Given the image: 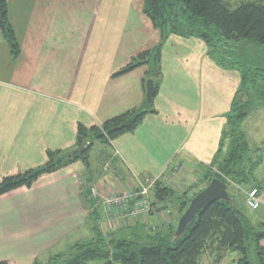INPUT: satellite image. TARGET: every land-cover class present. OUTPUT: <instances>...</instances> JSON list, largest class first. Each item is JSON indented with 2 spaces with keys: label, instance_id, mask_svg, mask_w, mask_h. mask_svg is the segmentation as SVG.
<instances>
[{
  "label": "crops",
  "instance_id": "obj_1",
  "mask_svg": "<svg viewBox=\"0 0 264 264\" xmlns=\"http://www.w3.org/2000/svg\"><path fill=\"white\" fill-rule=\"evenodd\" d=\"M7 2L20 53L12 55L0 29V182L43 165L50 149L73 150L79 123L101 125L137 108L155 112L134 131L105 143L111 154L101 168L92 169L90 158L77 160L31 187L1 194L0 260L46 264L69 254L83 236L93 239L97 223L108 235L175 224L179 211L177 217L165 202L157 203L154 214L106 223L92 188L115 193L120 188H112L120 183L162 177L177 164L201 174L198 183L206 180L244 63L223 58L220 65L223 56L212 57L201 39L172 34L162 46L158 76H152L151 62L119 73L162 41L143 0ZM149 79L156 85L152 101L147 99ZM262 163L256 177L262 200L258 224L264 223ZM190 177L187 173L185 179ZM63 243L72 245L56 253ZM261 243L264 247V239Z\"/></svg>",
  "mask_w": 264,
  "mask_h": 264
},
{
  "label": "trees",
  "instance_id": "obj_2",
  "mask_svg": "<svg viewBox=\"0 0 264 264\" xmlns=\"http://www.w3.org/2000/svg\"><path fill=\"white\" fill-rule=\"evenodd\" d=\"M143 1L144 12L162 32V41L152 49L138 54L119 73L151 62L152 76H158L162 46L172 34L202 39L212 57L218 56L216 51L223 45L243 40L256 42L264 47V0L242 1L235 6L227 0ZM0 29L12 55L17 57L20 45L9 19L7 0H0ZM223 58L225 57L218 59L220 65H224ZM244 66H241L240 90L238 89L227 114L219 151L211 163L213 168L218 167L219 172H210L209 183L213 178H219L229 186L228 177L239 175V164L250 150L247 135L241 128L248 115L249 105L243 103L239 95L250 73L247 68L243 69ZM150 112L155 110L137 108L113 116L101 125L87 127L79 123L73 150L50 149L47 151L48 160L43 165L4 177L0 182V195L19 187H31L39 178L77 160L87 163L88 152L95 139L111 143L114 138L134 131ZM226 142H229V149L226 157L221 159L219 152L224 149ZM75 150L78 152L75 153ZM152 193L154 207L157 203H166L175 197V190L170 186H157ZM197 193L191 197L185 195L186 198L177 202L180 213L177 223ZM229 196L227 201L216 200L208 207L200 209L180 236L176 235L177 223L165 230L150 229L145 233L131 231L128 235L132 238L124 236L125 233L108 235L97 223L94 225L95 235L92 240L76 243L69 254L57 255L46 264H86L97 258L104 260V264H199L208 250L240 251L242 256L239 264H251L248 254L250 250H255L259 264H264V247L261 243L264 239V223H250L248 216L233 204L232 197L230 194ZM222 257L219 254L217 260ZM0 264L9 263L0 260Z\"/></svg>",
  "mask_w": 264,
  "mask_h": 264
},
{
  "label": "rangeland",
  "instance_id": "obj_3",
  "mask_svg": "<svg viewBox=\"0 0 264 264\" xmlns=\"http://www.w3.org/2000/svg\"><path fill=\"white\" fill-rule=\"evenodd\" d=\"M227 1L235 6L240 4L242 1H247V0H227ZM142 7L144 10V1ZM171 36L172 35L168 36V39H170L169 41H171ZM185 37L187 38L190 36H184V38ZM166 41L167 39L165 40V42ZM229 44L231 46H222L221 49H218L216 51V53L219 56L225 57L227 60H236L238 62H243L245 65L243 69L247 68V71L250 70V73L248 72L249 78L245 83V87H243L242 91H240L239 94L240 100L243 103L246 102L249 104L247 106L248 115L243 120L242 123H244V121L247 119L248 122L245 123L244 127H242L241 125V128L242 130L245 131L247 135L250 144V150L244 155L242 162L239 164L238 167L239 175L235 177H228L229 180L228 193L232 197L233 204L248 216L250 223L254 225H258V222H260V218H259L260 209L259 208L251 209L246 204V193L249 189L253 187H258V188L260 187L256 180L258 174L257 169H258V163L264 160V70H262V67H264L263 65L264 47L256 42H250L244 40ZM254 60L256 61V63L253 62ZM228 145L229 142H226L224 149L221 151L222 153L220 154L221 159L226 157L227 151L229 149ZM76 151L77 150H75V152ZM88 153H89L88 157L91 159L90 161H91L92 169L93 168L99 169V167L100 168L102 167L103 158L106 155L111 154V149L105 145V142L95 139ZM173 167H177L174 178L171 181H168V183H165L164 181L162 183L161 181H159L156 185H154V187L151 190H149V195L151 196V193L154 191V189L157 186L172 187L175 190V197L172 200H167L166 204L169 205L174 212H176L175 214L178 217L179 204L177 202L186 198V196L191 197L194 193L199 192L201 189L205 188L209 184L211 173H209L208 178L206 176L207 178L206 180H203L201 183H198L199 179L202 176L201 174L194 172L193 169H191L188 166L184 167L180 164H177L174 165ZM261 167H262L261 174H263L264 176V163H262ZM197 169H201V168L197 167ZM107 170L106 172L109 173ZM213 170L219 172L218 167L216 169L214 168ZM211 171L212 169H209V172ZM168 173L169 172L166 173L167 176L169 175ZM187 173L188 175L191 176L190 178H187L188 180L185 179ZM167 176L165 178H167ZM181 178H182V182H180ZM139 180H141L142 182L144 181L143 177H137V179L129 180L126 185H124L125 183H120V184L118 183L119 185H116V187L112 188V190H116L120 188L118 189L120 191L115 193L124 194L128 192L129 189L135 188L138 185ZM182 185L184 186V188L182 187ZM93 189H96L97 191L102 190L98 185L92 188V193H93ZM108 223H110V221H108ZM176 223L177 222H175V224ZM101 228L104 233H107V228L104 224H101ZM133 228H135V226ZM140 229L142 230V227ZM127 230L129 229L128 228L124 229V231ZM145 231H149V230H145ZM128 234H130V232H126L124 236H130ZM130 238H132V236H130ZM91 239H92L91 236H87V237L83 236L82 242H88ZM70 245L72 244L63 243L55 252L56 253L66 252L68 249H65V251H63L62 247L67 248V246ZM222 251L217 252L216 250H208L201 257L199 264H239V260L242 256V253H240V251H235V250H227V251L222 250ZM219 254L223 255L221 260H217ZM64 256L66 255L64 254ZM248 258L250 259L251 264H259L258 256L255 250H250V253L248 254ZM58 262L60 261L58 260ZM86 264H104V260L97 258L88 261Z\"/></svg>",
  "mask_w": 264,
  "mask_h": 264
},
{
  "label": "built area",
  "instance_id": "obj_4",
  "mask_svg": "<svg viewBox=\"0 0 264 264\" xmlns=\"http://www.w3.org/2000/svg\"><path fill=\"white\" fill-rule=\"evenodd\" d=\"M177 167L169 171V175L162 177H144V181H138L135 188L129 189L126 193L102 194L93 189V194L101 199V215L104 222H116L121 219L133 221L140 215L154 214L156 210L149 195L154 185L159 181L168 183L174 178ZM262 203L258 187L249 189L246 193V204L251 209H258Z\"/></svg>",
  "mask_w": 264,
  "mask_h": 264
},
{
  "label": "water",
  "instance_id": "obj_5",
  "mask_svg": "<svg viewBox=\"0 0 264 264\" xmlns=\"http://www.w3.org/2000/svg\"><path fill=\"white\" fill-rule=\"evenodd\" d=\"M156 88L154 80L147 81V99L151 101ZM77 153V151L75 152ZM228 185L219 178H213L211 182L201 191H199L190 201L186 211L179 219L176 229V235L180 236L185 230L189 222H191L200 209L208 207L216 200H229Z\"/></svg>",
  "mask_w": 264,
  "mask_h": 264
}]
</instances>
